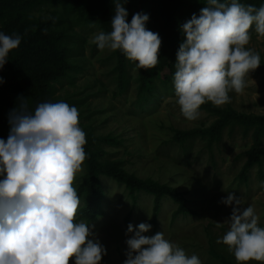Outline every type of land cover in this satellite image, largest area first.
Returning a JSON list of instances; mask_svg holds the SVG:
<instances>
[{"label":"clouds","instance_id":"obj_1","mask_svg":"<svg viewBox=\"0 0 264 264\" xmlns=\"http://www.w3.org/2000/svg\"><path fill=\"white\" fill-rule=\"evenodd\" d=\"M126 2L116 0L111 31L95 33L92 43L101 51H120L137 69H153L162 40L146 28L147 14L137 12L127 21ZM253 26L264 37V5L238 0H207L199 16L193 14L182 25L173 85L187 121L198 120L205 103L219 108L231 102V92L243 94L249 74L261 65L259 53L246 47ZM21 39L0 32V69ZM18 99L22 103L9 113L7 140L0 139V264H100L106 248L94 226L77 219L81 200L76 182L87 159L79 111L63 101L43 102L30 111L25 99ZM221 203L231 207V215L229 230L217 243L237 264H264V227L255 209L242 207L234 193ZM150 229L148 223L127 226L131 236L123 264H202L163 232L144 235Z\"/></svg>","mask_w":264,"mask_h":264},{"label":"rangeland","instance_id":"obj_2","mask_svg":"<svg viewBox=\"0 0 264 264\" xmlns=\"http://www.w3.org/2000/svg\"><path fill=\"white\" fill-rule=\"evenodd\" d=\"M82 9L75 13L65 12L60 5L46 3L28 11V17L34 20H63L61 26L52 27V30H64L70 36L66 44L72 50V56L67 62L76 68L66 72L67 76L50 82L49 100L75 106L79 111L80 127L86 134L112 141L101 143L105 152L100 161L102 164L119 163L127 174L174 188L182 193L186 206L196 213V216L176 214L177 205L163 197L154 215L152 195L143 192L131 195L124 185L99 176L101 196L98 201L102 214L87 222L94 226L96 238L106 248L107 254L100 264H123L127 251L125 241L131 236L126 235L127 226L132 224L135 229L140 223L151 225L144 235L151 237L163 232L166 239L184 249L188 256L196 255L202 264H221L211 256L210 247L232 264H237L227 247L217 243L229 230L226 220L231 215V207L221 201L228 193H234L241 198L242 207L255 209L260 217L259 226L264 227V157L260 167L256 165L244 177L240 176L253 144L254 129L228 126L222 131L219 142L210 147L199 138L183 145L173 142L174 130L205 128L212 125L216 117L200 110L198 120L187 121L176 103L173 80H165L167 70L157 71L151 93L141 98L137 95L138 69L135 64L128 65L129 87L119 94L115 52L101 51L92 43L100 29L78 18ZM251 37L246 47L259 53L261 65L249 74L243 94L231 92V102L219 108L264 116V37L256 34L254 26ZM3 90L0 84V92ZM6 92L12 98L20 95L10 89ZM205 104L213 106L210 102ZM0 106L1 113L7 117L16 108L1 103ZM27 107L30 111L35 110ZM9 131L10 125L2 124L0 139L7 140ZM260 147L264 151V134ZM83 168V174L77 177V191L85 182V164ZM79 197L80 213L87 201L84 194ZM79 213L77 219L86 221L79 218ZM218 223L221 226L218 227Z\"/></svg>","mask_w":264,"mask_h":264},{"label":"trees","instance_id":"obj_3","mask_svg":"<svg viewBox=\"0 0 264 264\" xmlns=\"http://www.w3.org/2000/svg\"><path fill=\"white\" fill-rule=\"evenodd\" d=\"M114 0H0V32L7 35L18 34L21 36L19 47L11 51L8 61L0 69L4 90L0 92V103L9 107H18L22 103L18 98H24L28 106L36 108L43 102L50 101V82L57 81L61 76H67L66 72L75 70V66L67 60L72 56V50L68 48L66 41L70 38L64 30L54 32L52 27L61 26L64 21L51 18L49 20H34L28 17V11L36 5L55 3L60 5L65 12L78 14L80 20H84L91 26H97L100 31H111V20L114 12ZM123 3V0H120ZM223 2V0H221ZM245 5H253L259 8L264 5V0H238ZM84 5H86L84 7ZM207 6V0H127L124 7L128 11L127 21L130 23L132 15L141 12L149 16L146 28L158 33L162 44L159 51V62L150 70L138 69L137 95L145 98L154 87V78L159 70H167L165 80H173L175 73L176 52L184 36L182 25L193 14L199 16L201 8ZM117 57V89L123 94L129 87L127 66L134 65L128 61L120 51H115ZM8 89L18 97L12 98L6 92ZM64 102V101H63ZM200 110H205L216 117L212 125L205 128H193L189 130H174L172 141L183 145L187 141L196 138L203 139L210 147L219 142L222 131L228 126H240L245 130L254 129L253 144L249 150V157L245 162L240 176L244 177L254 166H261L264 151L261 149V138L264 134V116H255L236 113L230 108H216L210 104H204ZM0 126L8 123V117L1 113ZM6 141V139H3ZM87 143L85 152L87 159L85 182L79 188L78 195L86 196V204L80 209L79 218L90 221L101 215L98 198L101 189L98 177L105 176L115 182L124 185L129 194L138 192L150 194L154 197L153 214L159 210V200L163 197L171 199L176 205V214L196 216L186 206L182 193L174 188L159 184L150 180H142L124 172L119 163L102 164L105 152L101 143H112L108 139L95 138L86 134ZM210 254L221 264H232L222 255L216 253L210 247Z\"/></svg>","mask_w":264,"mask_h":264}]
</instances>
